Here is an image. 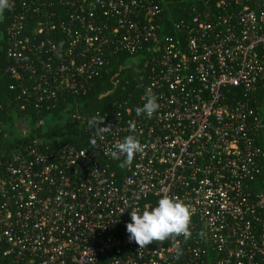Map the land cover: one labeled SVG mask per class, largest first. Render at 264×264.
Here are the masks:
<instances>
[{"label": "built area", "instance_id": "obj_1", "mask_svg": "<svg viewBox=\"0 0 264 264\" xmlns=\"http://www.w3.org/2000/svg\"><path fill=\"white\" fill-rule=\"evenodd\" d=\"M160 1L12 0L1 15L0 78L21 109L72 108L87 142L33 133L51 113L16 122L29 139L0 155V264H264V193L251 191L264 156V0L194 2L171 33ZM123 54L151 60L101 138L78 98ZM148 88L160 104L151 118L135 112ZM127 135L144 152L121 168L125 157L105 152ZM163 195L190 207L192 237L140 249L131 210Z\"/></svg>", "mask_w": 264, "mask_h": 264}, {"label": "trees", "instance_id": "obj_2", "mask_svg": "<svg viewBox=\"0 0 264 264\" xmlns=\"http://www.w3.org/2000/svg\"><path fill=\"white\" fill-rule=\"evenodd\" d=\"M207 1L214 2L215 0H161L160 3L165 8V28L168 26L166 31L172 32L170 25H172L173 21L189 18L191 5L194 2L202 3ZM143 54L144 52L141 53V55ZM147 60L149 61L151 58L146 59L129 54H123L118 58H114L101 78L96 80L89 93L78 98V111L88 121L96 113L104 117L106 113L111 111L113 103L117 100H124L129 97L137 98L139 96L137 85L141 79L143 70L146 68L145 62ZM12 81L9 77L0 78V101L3 104V109L0 111V125L6 127V132L8 133L2 137L0 136V155L8 153L11 149L20 147L22 143L29 139L16 134L15 124L17 121L27 118L31 124H36L49 113H51L55 123L47 124L46 127H34L32 129L33 133L40 136L59 134L63 137V141L75 142L79 146L86 144L87 137L83 131L86 123L71 119L67 113L72 108L70 109L65 103H62L59 108L48 112L39 113L31 109H21L20 103L16 101L14 93L9 89ZM258 99V104L263 107L264 89L260 90ZM65 118L66 121L63 122L62 119ZM43 130L45 131L43 132ZM80 135H82L83 139L80 138ZM260 145L264 149V141L260 142ZM251 191L253 194L264 193V156L258 175L251 184Z\"/></svg>", "mask_w": 264, "mask_h": 264}, {"label": "clouds", "instance_id": "obj_3", "mask_svg": "<svg viewBox=\"0 0 264 264\" xmlns=\"http://www.w3.org/2000/svg\"><path fill=\"white\" fill-rule=\"evenodd\" d=\"M12 6V0H0V15L6 10H11ZM144 100L142 106L136 107V115H146L151 118L160 108L157 96L151 88L146 89ZM104 120L105 117L96 113L87 121L89 128L93 129L101 138L102 134L111 128V125L102 126ZM129 131H136L134 124L130 125ZM91 143L94 146V141ZM143 152L144 146L137 136L127 135L122 141L114 145V150H106L105 155L115 160H119L123 155L125 159L118 166L124 168L131 165L137 153L143 154ZM130 215L131 222L126 224L128 239L130 242H135L140 249L154 242L174 240L180 236H183L184 240L187 241L192 237L190 231L192 211L179 197L163 195L155 207L145 209L143 212H140L139 209H133ZM182 254V250L178 248L175 257L179 259Z\"/></svg>", "mask_w": 264, "mask_h": 264}]
</instances>
